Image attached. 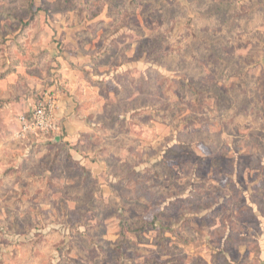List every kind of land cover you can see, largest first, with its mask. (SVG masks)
Listing matches in <instances>:
<instances>
[{
  "label": "rangeland",
  "instance_id": "obj_1",
  "mask_svg": "<svg viewBox=\"0 0 264 264\" xmlns=\"http://www.w3.org/2000/svg\"><path fill=\"white\" fill-rule=\"evenodd\" d=\"M57 93L69 133L16 137ZM260 241L264 0H0V264H227Z\"/></svg>",
  "mask_w": 264,
  "mask_h": 264
},
{
  "label": "built area",
  "instance_id": "obj_2",
  "mask_svg": "<svg viewBox=\"0 0 264 264\" xmlns=\"http://www.w3.org/2000/svg\"><path fill=\"white\" fill-rule=\"evenodd\" d=\"M56 99L44 95L38 99L27 113L17 115L18 131L16 137L49 133L59 129L56 117ZM260 264H264V258Z\"/></svg>",
  "mask_w": 264,
  "mask_h": 264
},
{
  "label": "crops",
  "instance_id": "obj_3",
  "mask_svg": "<svg viewBox=\"0 0 264 264\" xmlns=\"http://www.w3.org/2000/svg\"><path fill=\"white\" fill-rule=\"evenodd\" d=\"M16 72H20V71H16ZM12 75V74H9ZM5 76L4 80H6L5 82H12L13 79H11V76ZM37 85H34V87L37 88ZM54 86H50L49 88H46L45 93L47 92V90H54L53 89ZM56 99V117L58 120V123L63 125L64 131L67 132V127H70V120L72 117V111H73V106L74 103L72 101V98L67 95L66 93H57V96H55ZM11 104L8 106V109L11 108ZM70 129V128H69ZM69 133V132H67ZM259 248L260 250L257 253V256L255 257L254 253L249 252V253H244L245 251H243V255L238 258V259H233L232 257L228 256L226 253H224L225 255V259L227 262V264H260V262H258L259 258H261V260L264 258V243L263 241H260L259 243ZM260 252V253H259ZM256 258V262L254 261Z\"/></svg>",
  "mask_w": 264,
  "mask_h": 264
},
{
  "label": "trees",
  "instance_id": "obj_4",
  "mask_svg": "<svg viewBox=\"0 0 264 264\" xmlns=\"http://www.w3.org/2000/svg\"><path fill=\"white\" fill-rule=\"evenodd\" d=\"M12 72H13V70H12V69H9L8 71H6V72L4 73V74H5L4 76L9 75V74H11ZM4 76H3V77H4ZM3 77H2V78H3ZM191 88H193V86H192ZM41 97H42V96H41ZM38 99H40V97L37 98V100H38Z\"/></svg>",
  "mask_w": 264,
  "mask_h": 264
}]
</instances>
